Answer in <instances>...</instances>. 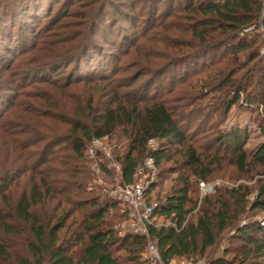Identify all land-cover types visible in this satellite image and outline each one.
Here are the masks:
<instances>
[{
    "label": "trees",
    "instance_id": "1",
    "mask_svg": "<svg viewBox=\"0 0 264 264\" xmlns=\"http://www.w3.org/2000/svg\"><path fill=\"white\" fill-rule=\"evenodd\" d=\"M38 1L20 0L19 10L11 12L14 17L17 14L29 15L38 21L36 14L42 9L38 7ZM55 1L57 4L60 2ZM75 5L78 6L73 9ZM141 5L140 12L145 14L140 16L145 21L135 15ZM52 8L49 5L47 16L41 17L43 20L51 18L49 12ZM53 17L40 35L43 37L41 44L34 43L31 47L32 52L26 61V65L31 66L23 71H11L7 75L11 76L10 79L0 80V90L13 91L19 96L21 89L27 87L31 80L33 84L36 81L54 84L57 80L49 81L48 73L54 74V78L58 71L69 68L71 73L65 85L71 86L74 74H83L86 66L96 64V61H100L101 66L108 59L93 36L106 22V28L114 34L118 19L134 32L132 35L122 32L121 45L126 44V51L136 53L137 59L132 66L138 70L128 84L121 81L113 86L130 88L147 76L149 83L143 90L149 93L155 83L152 82L169 75L170 70L179 69L183 75L172 77L171 88L167 90L168 94L175 95L171 99L152 96L147 99L144 95L124 101L117 89L111 91L113 99L93 120L94 128L84 127L83 121L66 113L55 115L54 112L62 109V105H48L47 100L41 98L40 91L26 96L34 102L26 103L23 114L20 113L23 112L22 107L18 108L16 119L19 122H16L20 129L18 133L31 137L14 146L13 152L18 150L15 158L2 160L5 165L0 172V204L5 202L4 194L16 176L38 171L41 179L33 182L29 192L22 195L14 206L5 204L7 214L0 213V264H145L146 239L129 232L118 235L112 222L106 220L112 215L124 219L121 213L116 216L120 212L118 202L111 199L99 202L97 198L79 200L86 173L78 165H70L72 161L79 164L88 141L108 138L118 128L123 129L128 140V150L120 161L123 183L130 184L137 166L148 158H153L157 167L172 162L174 167L166 170L178 174L172 194L163 202L156 200L159 208L154 215L175 224L176 228H148L150 240L156 244L164 262L185 259L201 261L202 264H249L251 259L264 260V232L258 223L236 226L242 214L264 212V180L260 181L257 195L251 203L246 201L249 189H217L214 194L202 198L198 210L192 214L199 199L198 183H207L212 176L214 166L220 161L218 153L224 150L229 164L243 173L251 165L264 166V144L250 155L244 149L247 132L234 129L227 133L213 131L212 139L205 145H195L202 136L207 138L210 130L194 129V123L185 125L196 110L202 111L201 105L189 109L194 101L208 95H221V105L214 113L220 112L225 117L233 107H239L243 102L247 109H252L258 97L260 105L264 106V72L260 68L263 59L257 52L260 42L257 32L260 29L264 32V0H65L62 9ZM140 22L144 28L138 32ZM250 28H253V33H244ZM148 32L150 34L145 40L151 42L152 56L145 53V46L138 43ZM12 66L9 63L0 69L9 71ZM90 68L92 72L89 75L78 78L95 83L107 81L106 84L110 85L108 76L100 74L97 65ZM45 74L48 77H41ZM93 102L91 96L85 103L88 115L94 111ZM8 104L9 99L5 106ZM2 116L0 114V138L11 136L16 139L10 124L6 120L1 123ZM44 118L68 124L69 133L64 139L49 136L55 127H49ZM38 127L47 132L41 135L36 129ZM189 131L193 133L189 135ZM151 140L162 141L160 149L148 150ZM41 143H45L42 151L30 163L33 153L27 155L26 150ZM64 143L69 144L71 159L64 158L60 163L69 166L67 171L71 172L72 179L77 180L74 182L54 179L59 171L49 167L58 160V157L54 158L57 155L54 151ZM211 149L215 151L211 153ZM19 161L23 165L16 169ZM42 167L45 169L40 170ZM191 177L198 180L195 187L190 182ZM59 184L63 186L58 187ZM54 195L60 196L59 201L49 211L46 202ZM63 203L69 209H61ZM75 213L78 217L69 222ZM233 228H236V234L231 239L230 249L222 257L215 258L214 249L220 237ZM6 238L21 239V244L16 245L20 251L13 253ZM235 242L241 243L242 252L238 253ZM253 264H264V261Z\"/></svg>",
    "mask_w": 264,
    "mask_h": 264
},
{
    "label": "rangeland",
    "instance_id": "2",
    "mask_svg": "<svg viewBox=\"0 0 264 264\" xmlns=\"http://www.w3.org/2000/svg\"><path fill=\"white\" fill-rule=\"evenodd\" d=\"M53 1L54 2H50L49 0H39L37 2L38 7L41 6L39 8H42L41 11L38 10L39 12H37L36 14L39 18V20L37 21L36 19L33 20L29 18V15L19 16V14H17L16 17H14V14H12L11 11L16 9L19 10L20 0H18L19 3L15 0H0V67L3 65L5 66L9 63L13 65V68L9 71L0 69V76L3 77L0 80L10 79L11 76L7 75H10L9 73L11 71H23L31 66L26 65V61L27 59H29V55L32 52V45L34 43L41 44V39L43 38L42 36L40 37L41 33L47 27L49 21L54 18L53 16L58 14V12L62 9L63 4L65 3V0H60L58 4L55 0ZM48 3L50 7H53L52 11L49 12V16H51V18L48 20H43L41 18L42 15L47 16L48 10H50ZM77 6L78 5H75L73 9L77 8ZM142 8L143 7L141 5L136 9L135 15L139 16V18L141 17L140 14H145V12H140ZM9 18H13L15 20L12 21ZM140 19L141 21H145V18L144 20H142V17ZM12 23H14V25ZM106 23L108 24V22ZM107 24H105L100 29L99 33L93 37L96 43L98 45H101V48H103V50L105 51L104 53H106L105 55L108 56V59H106L105 61V63H107L106 65L108 66V70H106L105 68V63L101 64L100 66V61H96V64L94 62L93 64H91V66L97 65V69L98 71H100V74L103 73L108 76V84L110 85L106 84L107 81L103 83H95L86 81L85 78L79 79L78 77H84L92 72V69L90 68L91 66L89 65L86 66L87 68L85 67V69L83 70V74L76 73L72 76V84L69 87L65 85V80L67 79L69 73H71L70 68L58 71L57 75L54 76V78H52L54 74L52 75V73H48L49 77H51L48 79L49 81L50 79L57 80L54 84H43V82L39 81H36V83L33 84L31 80L29 82L30 84H27V87L21 89L19 96H17L13 91L11 92L0 90V114H3L1 123L6 120L7 124H10L11 129L13 130L12 132L16 133V139L12 138L11 136H3L2 138H0V172L2 167L5 165V163L3 162L6 159L11 160L15 158V154L18 153V150L13 152L14 146L19 143L20 140L30 139L31 137V135H20L18 133L20 131V129L17 128V123L19 122V120L16 119V114H19L18 108L22 107V109H20L23 112L20 113L23 114L25 110L23 109V107L25 105H28L26 103L33 101L26 97L31 93L40 91L41 98L46 99L48 105L51 103H57V106L62 105V109H59L61 111L56 110L54 112L55 115H64L65 113L68 114V116L71 115L74 119H80L81 121H83V126L86 128H94L93 120L96 119L97 115L101 113L100 110L103 109V107L107 105L111 99H113V93L111 91L115 92L116 89L120 93L124 101L130 98L133 99L134 97L138 99L144 95H147V99L151 96L158 99H171L175 96L173 93L168 94L167 90L171 88V79H173L172 77L174 75H183V72L179 69H177V71L170 70V74L163 78H156L152 82L155 83H151L152 90L149 93L143 90L145 89V87H147L145 85H148L147 83H149V80H147V76L140 78L134 84V86L130 88H121L123 86L118 85L113 86V84H115L116 82L120 83L121 81L128 84L133 76L137 74L138 68L136 66H132L137 59L135 57L136 53H134L133 50L129 52L126 51V48L124 46L126 44L121 45L122 32H126L130 35H132L134 32H132L128 28L129 26L120 19H118V22L116 23L117 25L115 26L114 34L108 31V29L106 28ZM137 27L138 32H140L141 29L144 28L142 22H140V24L138 23ZM120 29L122 30L121 32ZM244 33H253V28L244 31ZM119 34L120 36H118ZM149 34L150 32H148V35L146 34L147 36H145L143 39H140L138 43H141V46H145L143 47V49L145 50L144 52L149 53L152 56L153 49L150 46L151 42L145 40L149 36ZM151 35H154V33H152ZM160 35L162 36V34ZM257 35H259L260 38V42L257 44V52L261 59H263L260 64V68L262 69L261 71L264 72V32L262 31V29L257 32ZM157 48L162 49L161 46H157ZM48 74H45V76L42 75L41 77H48ZM102 86L104 87V90H102ZM116 86L120 87V89H118ZM91 96L93 97V108L95 112L93 111L88 115V112L85 109V103ZM7 99L10 100V104L5 106V101ZM222 99L223 98L219 94L208 95L201 100L194 101L192 106L189 108L192 109L196 106L201 105L202 111L196 110V112H194L195 114L193 113L191 115V119H189L188 121L186 120L187 122L185 123V125H192V123H194V129L200 127V129L210 130V132H207L209 133L207 138H203L204 136H202L195 145H205L207 141L212 139L214 134L211 133L213 131L219 130L227 133L230 130L242 129L247 132V140L245 142L244 149L248 154L252 155L260 145L264 144V106L260 105V98L258 97L257 104H254L252 106V109H247L245 103L243 102L240 103L239 107H233L228 112L226 117L222 116L220 112L214 113L216 108L219 109L221 105L220 100ZM16 120L18 122H16ZM43 121L49 127H55V129L51 131V134L49 132V136L52 135L64 139L67 132L69 133L70 128L68 124H60L61 122H58L56 119L51 120V118H44ZM36 129L38 130V132H41V135L47 132L46 130H42L39 127ZM1 133L2 131H0V135ZM192 133L193 131H189V135H191ZM93 139L94 138L86 143V150L90 147L91 141ZM102 142L103 146L100 150H98L97 156L94 159L89 158L88 152L85 150L84 157L79 159V164H77V162L75 161L70 162V165L72 166L78 165V167H81L82 170H84V172L86 173L87 177V179L83 183V187L81 188L82 196L79 200L97 198L100 202L110 199L108 197V190L113 184V173L109 170L106 171L105 168L109 165L120 163L123 155L126 154L128 150V140L126 138L125 132H123V129L118 128L110 137L102 139ZM162 143V141L153 140V143L151 145H147V149L151 151L158 150L160 149ZM44 144L45 143H41L26 150L27 155L33 153L30 163L36 160V157L39 156ZM68 145V143H64L59 148H56L54 152L55 154L57 153V155H55L54 158L58 157V160H56L54 163H51L49 167H52L56 171H59V174L55 173L54 179H57L58 181L74 182L76 179H72L71 172L67 171L70 170L69 166L66 164L61 165L63 162L60 163V160H64V158L70 157L71 159V151L69 150ZM210 151L211 153H213L215 150L211 149ZM218 155L220 160L219 164L214 166L215 170L212 176L208 178L207 183L212 184L216 182L217 184L215 186V191L217 189L232 190L236 189L237 187L249 189L250 194L246 196V201L248 203H251L257 195L258 185L260 181L264 180V166L251 165L248 170L241 173L229 164V157L224 150L218 153ZM3 159L4 161H2ZM21 165H23L22 162H17L15 165L16 169ZM45 167L40 168V170L45 169ZM169 167H174V164L172 162L163 163L161 164V166L157 167V172L153 176L154 179L152 185H154V187H151L152 190L151 192H149L148 201L157 200L159 202H163L166 197L172 194L174 188L177 186L178 174L169 173L166 170ZM1 174L2 173H0V176ZM40 179L41 178L38 175V171L25 172V174L23 175L16 176L15 182L9 188H7V192L4 194L6 195L5 202L3 201V203L0 204L1 215L8 213L7 208H4L5 204L8 203L14 206L22 195L29 192L33 182L39 181ZM197 181L198 180L193 177H191L190 179L193 187H195V185L198 183ZM59 185L60 186L58 187L63 186L62 184ZM59 197L60 196L54 195V197L50 199V201L46 202V208H48L49 211L58 204ZM193 197H195V195ZM62 208L69 209L65 203H63V206H61V209ZM198 208L199 207L197 204V207L192 212V214L196 212ZM119 213L120 212L115 215L118 216ZM261 213L262 211L254 213L247 212L242 214L236 226L240 227L249 222L258 223ZM75 217H78L77 213L72 216L69 222ZM156 219L157 220L155 221V224L157 225V227H161V224H165L168 222L162 220L161 218ZM106 220L112 222L113 229L118 232V235H123L128 232V224L125 223L123 218L118 219L112 215V217L107 216ZM186 221H188V217ZM235 234L236 228H233L225 232L220 237L214 249L213 256L215 258L222 257L223 253L230 249V245L232 242L231 239ZM5 240H7V243L9 244V247H11V251H13V253H15L16 251H20V248H18L16 245L21 244V239L11 238L10 240H8V238H6ZM235 246L237 247V250L239 249L238 253L243 251V247L241 246L240 242H235ZM20 254L21 252L19 253V255ZM255 261H259V263H262L264 260L251 259L249 264H253V262Z\"/></svg>",
    "mask_w": 264,
    "mask_h": 264
},
{
    "label": "built area",
    "instance_id": "3",
    "mask_svg": "<svg viewBox=\"0 0 264 264\" xmlns=\"http://www.w3.org/2000/svg\"><path fill=\"white\" fill-rule=\"evenodd\" d=\"M152 143L153 140L149 141L148 144L151 145ZM102 146V139H93L90 147L86 150L89 158L94 159ZM105 170L113 173V184L108 190V197L118 202L120 213L123 215L125 223L128 224V232L135 236L144 237L147 241L143 253L145 264H202L201 261L185 259H172L164 262L156 244L150 240L148 228L149 226L157 227L155 224L157 219L154 215L159 208L157 201H148L149 190L153 184V176L157 172V166L153 158H148L143 164L137 166L133 181L130 184L123 183L121 163L109 165ZM216 184V182L208 184L202 181L198 183V207L202 198L215 192ZM258 225L264 232V212L259 216ZM167 226L176 228L175 224L171 222L161 224V227Z\"/></svg>",
    "mask_w": 264,
    "mask_h": 264
}]
</instances>
